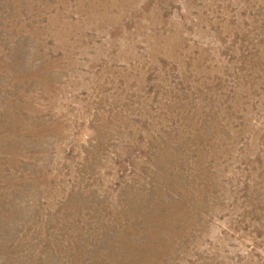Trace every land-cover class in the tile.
<instances>
[{
	"label": "rangeland",
	"instance_id": "obj_1",
	"mask_svg": "<svg viewBox=\"0 0 264 264\" xmlns=\"http://www.w3.org/2000/svg\"><path fill=\"white\" fill-rule=\"evenodd\" d=\"M0 264H264V0H0Z\"/></svg>",
	"mask_w": 264,
	"mask_h": 264
}]
</instances>
